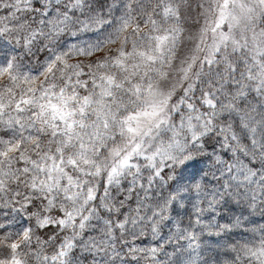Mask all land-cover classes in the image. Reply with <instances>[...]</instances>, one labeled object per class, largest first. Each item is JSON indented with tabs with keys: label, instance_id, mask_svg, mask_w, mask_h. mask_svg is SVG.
<instances>
[{
	"label": "snow or ice",
	"instance_id": "obj_1",
	"mask_svg": "<svg viewBox=\"0 0 264 264\" xmlns=\"http://www.w3.org/2000/svg\"><path fill=\"white\" fill-rule=\"evenodd\" d=\"M0 264H264V0H0Z\"/></svg>",
	"mask_w": 264,
	"mask_h": 264
}]
</instances>
